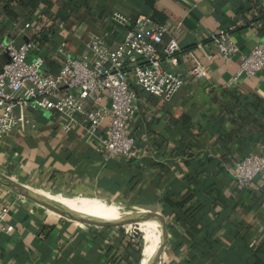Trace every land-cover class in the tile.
<instances>
[{
	"label": "crops",
	"instance_id": "crops-1",
	"mask_svg": "<svg viewBox=\"0 0 264 264\" xmlns=\"http://www.w3.org/2000/svg\"><path fill=\"white\" fill-rule=\"evenodd\" d=\"M138 15L178 28L185 85L169 103L138 92L130 161L46 110L33 113L35 131L6 137L0 202L21 199L0 232V264H264V172L248 188L233 176L264 148V70L237 75L241 55L264 44L257 0H0V40L34 42L33 58L56 74L66 57H89L88 32L115 50ZM225 28L240 48L226 61L208 44ZM190 51L206 77L188 75Z\"/></svg>",
	"mask_w": 264,
	"mask_h": 264
},
{
	"label": "built area",
	"instance_id": "built-area-1",
	"mask_svg": "<svg viewBox=\"0 0 264 264\" xmlns=\"http://www.w3.org/2000/svg\"><path fill=\"white\" fill-rule=\"evenodd\" d=\"M257 1L264 9V0ZM113 20L123 24L119 17ZM132 25L115 50L102 44L106 35L88 32L84 46L89 57H66L56 74L43 71L41 57L33 58L38 49L34 42L0 40V56L5 58L0 62V143L11 134L26 136L35 131L33 113L46 110L61 117L66 132L80 126L87 140L95 141L96 149L107 158H137L136 140L128 129L138 112V92L169 103L185 85L186 77L175 69L181 52L174 36L178 28L159 23L150 15H138ZM27 27L29 24L23 25L24 30ZM208 42L225 61L240 53L230 29L210 33ZM189 56L193 66L188 75L192 79L206 77L200 59L193 51ZM240 61L238 76L254 77L263 71L264 44L241 55ZM106 122L107 133L100 135L99 129ZM262 172L264 148L248 152L235 165L233 176L239 187L248 188ZM18 200L0 202V232L12 231L8 218Z\"/></svg>",
	"mask_w": 264,
	"mask_h": 264
},
{
	"label": "water",
	"instance_id": "water-1",
	"mask_svg": "<svg viewBox=\"0 0 264 264\" xmlns=\"http://www.w3.org/2000/svg\"><path fill=\"white\" fill-rule=\"evenodd\" d=\"M22 196H26L27 194H26V191L23 189H21L20 190V192H19ZM158 224L160 225V229H163V222L162 221H160V222H158Z\"/></svg>",
	"mask_w": 264,
	"mask_h": 264
},
{
	"label": "trees",
	"instance_id": "trees-1",
	"mask_svg": "<svg viewBox=\"0 0 264 264\" xmlns=\"http://www.w3.org/2000/svg\"><path fill=\"white\" fill-rule=\"evenodd\" d=\"M17 2H20L21 0H16Z\"/></svg>",
	"mask_w": 264,
	"mask_h": 264
}]
</instances>
